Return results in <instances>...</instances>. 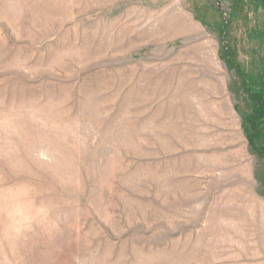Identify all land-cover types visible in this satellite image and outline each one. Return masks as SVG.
Returning a JSON list of instances; mask_svg holds the SVG:
<instances>
[{"label":"rangeland","instance_id":"374dc122","mask_svg":"<svg viewBox=\"0 0 264 264\" xmlns=\"http://www.w3.org/2000/svg\"><path fill=\"white\" fill-rule=\"evenodd\" d=\"M258 74L264 0H0V264H264Z\"/></svg>","mask_w":264,"mask_h":264},{"label":"trees","instance_id":"16d2710c","mask_svg":"<svg viewBox=\"0 0 264 264\" xmlns=\"http://www.w3.org/2000/svg\"><path fill=\"white\" fill-rule=\"evenodd\" d=\"M222 32L224 34V31ZM228 56L229 53L227 52V57L225 54V58L228 63H232L233 61ZM240 74L243 76L242 72H240ZM243 84L254 105L253 112L246 116V122L249 125L248 139L252 148L258 154L264 156V140L260 137L259 130L260 125L264 122V76L263 74H258L252 82H249L247 78H244ZM253 84L256 87H259L260 90L255 91L254 87L251 86Z\"/></svg>","mask_w":264,"mask_h":264}]
</instances>
